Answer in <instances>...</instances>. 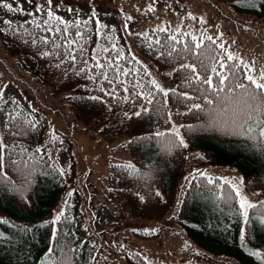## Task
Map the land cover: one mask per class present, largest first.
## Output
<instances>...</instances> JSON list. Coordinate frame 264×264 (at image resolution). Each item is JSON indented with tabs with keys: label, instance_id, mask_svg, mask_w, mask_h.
Here are the masks:
<instances>
[{
	"label": "trees",
	"instance_id": "16d2710c",
	"mask_svg": "<svg viewBox=\"0 0 264 264\" xmlns=\"http://www.w3.org/2000/svg\"><path fill=\"white\" fill-rule=\"evenodd\" d=\"M230 3L239 11L251 12L264 20V8L259 3L254 9L245 7L243 0H230ZM26 12L29 11L26 10ZM62 17L71 20L74 16ZM79 17L86 18L87 15ZM34 19L35 17L21 12L7 17L6 21H12V24L11 26L4 24V27H1L4 29L1 32L2 45L19 55L20 64L31 69L38 79L51 84L54 90H69L67 100L73 107L74 113L84 118L88 124L98 125L100 130L106 133L126 135L124 141L127 144L126 148L130 151L131 161L112 164L109 168L108 184L115 197L120 199V205L126 207L130 213L157 217L166 211L167 206L174 200L179 178L184 172L185 152L189 148L205 153L206 160L210 163L236 166L245 180L253 178L264 182V140L259 138L248 140L230 132L207 127L214 113L188 112L184 103L170 96L168 109L176 105L181 106L179 111L186 119L182 127L188 147L166 148L165 142L170 137L154 136L157 131L169 133L172 130L159 128L160 124L168 119L166 110L149 112L141 118L126 117L125 112L131 116L133 112L139 110L141 101L132 97L129 102H125L121 97L128 94L119 89L115 98L105 95V92L100 89L103 87L105 91H110L111 86L107 82L90 80L84 73L77 75L79 62L75 65L62 63V55L57 54L51 45L45 46L39 43V37L44 33L36 30L32 24L26 23ZM154 28L156 27L145 32L151 34ZM114 29L111 36L119 38V45L124 46L127 53L128 48L121 31L118 27ZM206 37L201 38L204 39L209 51L212 48L221 51L217 47L219 43L213 45L207 41ZM33 39H36L37 43L33 44ZM95 40L96 37L93 36L87 44L89 56L95 54L93 52ZM161 40L163 42L162 34ZM134 44L143 54L151 55L160 71L173 66L172 74L177 76V79L168 89L176 88L181 84L184 74L175 69L181 63L192 62L191 57L187 60H170L161 57L157 52L148 49L143 39L135 35ZM97 50L98 54L100 49ZM44 52L50 54L44 56ZM139 61L144 64L143 61ZM147 79L145 78V83ZM183 90L197 95L193 89ZM93 96L99 99L92 100ZM149 107L153 106L149 105ZM210 107L216 108L217 104L214 103ZM218 119L221 124H224L226 120L222 113ZM188 125L193 126L195 130L189 131L186 127ZM43 127V121L21 105H2L0 137H3L4 143L8 145V150L4 154L3 166L7 179L0 176V222L7 221L14 227L31 223L43 225L44 240L36 255L37 259L44 264H64L67 256L71 257V264H97L91 249L83 247L80 240L82 239L80 228L83 213L76 188H71L67 193L65 201L68 203L66 205L64 201L60 210L64 212V215L54 224L51 232L49 221L53 205L57 204L64 195L67 182L73 179L75 170L71 166L60 167L40 146ZM51 144L56 153L69 147V142L59 132L53 133ZM37 149L40 151L37 152ZM129 164L134 165L135 170L126 167ZM61 169L64 170L63 174L60 172ZM154 170L157 173L156 177L152 176ZM196 176L197 179L191 178L188 182L179 208L187 228L193 225H200L202 228L196 231L188 229L190 235L198 244L207 246L214 253L237 257L240 264H264V222L261 219L264 217V211L261 208L264 210V207L249 209V223L245 225L243 217L239 214L240 208L236 197L233 195L230 200L222 198L223 193L229 191L225 188L224 181L216 180L215 184H208L205 178ZM45 184H49V192L40 198L38 191ZM70 192L71 196L68 195ZM140 197H143V200ZM198 201L208 204V208H204V215H198L195 212ZM262 202L264 200L259 204L261 205ZM226 214H230L233 227L223 231L225 238H219L216 244H213L210 239L213 237L212 232L202 227L201 216L222 217L227 216ZM242 231L244 232L243 242L241 241ZM53 232L57 233L56 236H53ZM50 248L53 249L52 252H49ZM254 252H259L261 257L252 255ZM131 253L127 255L130 262L148 264L147 259L140 253L133 252L134 255ZM7 259L8 256L3 255L0 257V262Z\"/></svg>",
	"mask_w": 264,
	"mask_h": 264
},
{
	"label": "rangeland",
	"instance_id": "374dc122",
	"mask_svg": "<svg viewBox=\"0 0 264 264\" xmlns=\"http://www.w3.org/2000/svg\"><path fill=\"white\" fill-rule=\"evenodd\" d=\"M3 3H11L29 12H33L38 4L44 5L47 10L46 0H32V3L0 0V28L7 17L19 13L9 12ZM149 5L156 11H148ZM89 6L90 0H53L52 9L62 16H76L77 13L88 16ZM69 7L76 11L69 13ZM95 7L101 21L110 28L118 27L127 48L144 62L152 77L166 89L172 87L177 79L172 74L173 66L160 71L151 55L143 54L135 46L134 35L129 36L122 29L127 16L133 18L127 21L133 33L157 26L170 25L172 29L182 26L183 31L201 37L212 36L216 43H224L230 53L247 64H253L257 75L264 71V20L251 12L237 10L230 0H95ZM189 14L203 17L207 23L192 20ZM1 40L0 32V126L2 105H21L28 109L44 123L40 146L60 167L71 166L75 170L73 179L67 182L64 195L52 206L51 232L54 228L52 221L60 213L67 193L76 188L83 213L80 240L83 247L91 249L97 264H134L127 258L130 252L140 253L148 264H240L237 257L214 253L207 246L198 244L188 229L196 231L202 228L200 225L187 228L183 214L179 213L181 199L192 176L203 172L215 180L236 184L251 203L260 207L259 203L264 200V182L253 178L245 180L236 166L210 163L205 153L189 148L185 152L184 172L179 178L174 200L166 211L157 217L130 213L120 205V199L115 197L108 184L111 165L131 161L124 141L126 135L106 133L98 125H90L76 115L67 100L69 90H54L51 84L38 79L31 69L20 64L19 55L4 47ZM99 43L103 44V40ZM97 49L95 40V54ZM180 109L179 105L169 108L171 118L161 123L159 128H178L185 139L182 124L186 119ZM54 132H59L69 142V147L58 153L51 144ZM156 175L154 170L152 176ZM225 188L229 189L227 184ZM48 192L49 184H45L38 191V197ZM236 199L239 205V198ZM197 203L195 212L204 215L208 204ZM226 215L228 217L201 216L202 227L212 232L210 239L213 244L219 238H225L223 231L233 227L230 214ZM43 240V225L31 223L14 227L1 221L0 257L6 255L8 259L0 264H44L36 255Z\"/></svg>",
	"mask_w": 264,
	"mask_h": 264
},
{
	"label": "snow or ice",
	"instance_id": "6c2138e0",
	"mask_svg": "<svg viewBox=\"0 0 264 264\" xmlns=\"http://www.w3.org/2000/svg\"><path fill=\"white\" fill-rule=\"evenodd\" d=\"M32 3V0H26ZM245 7L256 8L257 4L264 8V0H243ZM47 10L44 5H36L33 12H26L22 7H14L11 3H3V7L9 12H21L28 16L35 17L32 21L26 23L32 24L36 30L44 35L39 37V43L45 46L51 45L57 54H61L63 62L71 65L79 62L77 75L84 73L88 79L100 82H107L111 86L110 91H101L105 95H111L114 98L118 95V89L128 94L121 97L125 102H129L132 97L141 101L139 110L133 112L131 116L127 112L126 117L131 119L133 116L141 118L149 112H159L166 110L168 119L171 118V111L168 109V100L171 97L184 103L188 112L210 111L215 115L210 117L207 127L216 128L230 132L233 135L245 137L248 140H264V71L256 74L253 64H247L242 59L230 53L224 43H220L217 48L208 50L204 39L182 30V26L172 29L171 26H157L152 29V33H133L127 21H131V16L126 17V22L122 29L129 36L135 35L142 38L147 48L158 53L159 56L170 60H187L191 57L192 62L181 63L175 71L183 73V79L176 88L166 89L155 78L152 77L146 65L142 64L131 49L126 53L124 46L119 45L118 39L111 36L115 31L104 24L95 7V0H90L89 14L86 18H80L77 13L71 20H66L58 15L53 9V0H46ZM58 6V5H57ZM69 13L76 10L69 7ZM148 11L155 12L156 9L149 5ZM192 20H199L206 24L203 17H197L189 14ZM11 26L12 21H4ZM94 25V27H93ZM4 29L0 28V32ZM163 35V42L161 40ZM31 35V34H30ZM95 36L97 45L100 49L98 54L88 55L87 44ZM220 33L219 37L222 38ZM187 38V39H185ZM207 41L215 45L216 40L212 36L206 37ZM103 40V44L99 42ZM27 42V41H26ZM33 44L37 43L33 39ZM49 52H44L48 56ZM59 67V65H57ZM171 75V73H168ZM145 78L147 82L145 83ZM193 89L197 95L190 94L183 89ZM2 95V94H0ZM92 100L99 97L93 96ZM202 101V102H198ZM134 102V101H133ZM214 103L216 108H211ZM152 105L153 107H149ZM223 114L226 118L224 124H221L218 116ZM187 114V113H185ZM189 131H194L193 126H186ZM15 135V133H12ZM169 136L165 142V147L187 148L183 135L178 128L172 129L169 133L155 132V137ZM143 139V138H140ZM8 150V145L4 143L3 137H0V176L7 179L3 171L4 154ZM37 152L40 149L36 150ZM126 167L135 170L134 165ZM63 169L60 170L63 174ZM200 177L207 180L208 184H215L216 180L208 177L206 173H199ZM192 179H197L196 175ZM230 191L223 193L222 198L232 199L233 193L239 198L240 215L243 217L245 225L249 223V209H256L258 206L251 203L247 196L242 194L240 187L231 181L225 180ZM242 183V181H241ZM223 187V185H221ZM69 196L72 195L70 192ZM159 195V193H157ZM143 200V197H140ZM67 201L65 204L67 205ZM260 207H264V202ZM64 212L61 211L52 221L56 224L61 220ZM264 222V217L261 218ZM7 223V221H4ZM53 232V236H56ZM244 240V232H241V241ZM53 249H49L52 252ZM252 255L261 257L259 252ZM64 264H71V257L67 256Z\"/></svg>",
	"mask_w": 264,
	"mask_h": 264
}]
</instances>
